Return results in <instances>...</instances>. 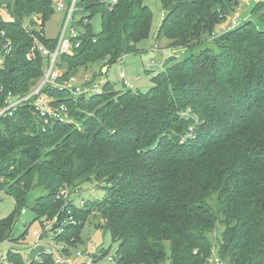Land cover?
<instances>
[{
    "label": "trees",
    "instance_id": "obj_1",
    "mask_svg": "<svg viewBox=\"0 0 264 264\" xmlns=\"http://www.w3.org/2000/svg\"><path fill=\"white\" fill-rule=\"evenodd\" d=\"M10 1L0 2L10 16L0 14V31L12 42L0 71V108L9 94L26 96L45 76L46 59H28L34 37L51 50L59 42L44 34L55 13L52 0ZM236 6V0H162L158 37L180 50L168 56L154 87L117 91L106 79L102 92L76 95L58 86L82 69L106 70L137 53L152 27L145 0L79 1L81 46L61 56L58 86L42 89L52 107H68L70 122L44 131L29 104L0 120V180L6 185L0 190L16 203L15 213L0 221V244L14 241L15 222L40 187L48 193L30 209L35 221L59 218L56 228L64 231L54 238L68 245V256L97 214L118 244L116 264H164L169 254L172 264H207L212 235L221 227L216 254L223 264H264V2L224 40L180 58L209 44ZM98 15L102 31L96 35L91 22ZM91 181L104 184L101 201L76 206L61 195L63 189L75 195ZM70 218L75 223L64 225ZM7 262L54 264V257L33 250L25 260L11 250Z\"/></svg>",
    "mask_w": 264,
    "mask_h": 264
},
{
    "label": "rangeland",
    "instance_id": "obj_2",
    "mask_svg": "<svg viewBox=\"0 0 264 264\" xmlns=\"http://www.w3.org/2000/svg\"><path fill=\"white\" fill-rule=\"evenodd\" d=\"M10 0H0L4 6L8 4ZM62 0H52V5L55 10L54 15L50 18V20L46 23L44 27V34L47 39H55L60 41L62 32L66 23V13L67 8L64 9L63 12H58L57 8L59 3ZM65 3L67 4L66 0ZM238 2V6H236L233 15L228 18V20L218 26L214 32V35L209 41V44H205L200 48H196L193 52H183L180 53V58H185L191 56L192 53H198L201 50H204L208 47H211L214 43L224 40L230 31L234 29L236 26L241 24L244 20L251 19V14L253 9L259 4L264 2V0H236ZM12 2V0L10 1ZM145 5L151 8L152 10V27L149 34V37L141 40L137 44V53L129 54L123 57L118 63L112 65L110 68L106 67L105 69L100 70L99 67L91 69H82L77 74L71 76L70 79L75 80V86L85 87L88 84L100 82H105L106 79L115 86L117 91H124L128 88L125 85H129L130 89L141 93H148L153 87L154 83L152 79L157 75V72H154L148 68V65L152 62H158L162 60L161 50H169L168 44L169 41L166 39H160L158 37L159 29L163 20L164 11L162 7V0H145ZM2 6V8H4ZM67 7V6H66ZM0 14L3 19L10 20V16H8L6 10L1 9ZM33 19L36 22L41 20L40 16H34ZM81 19V15H75V21L78 22ZM93 32L98 35L102 31V23L101 17L96 16L92 22ZM28 26L30 29L28 21L25 22V27ZM220 27V28H219ZM77 33L79 35L84 33V30L77 26ZM70 29L67 31L65 35L66 40H71ZM158 47V48H157ZM157 48L159 53H155L153 50ZM179 51L180 49H174V51ZM184 50V49H182ZM58 70V69H57ZM98 75L96 72H99ZM163 70L162 72H164ZM47 72V71H46ZM95 72V73H93ZM60 74V71L58 70ZM121 74L125 76L124 79L121 78ZM91 76V78H89ZM89 79H88V78ZM41 80L36 82L31 89H35L38 85L41 84ZM103 86V84H102ZM47 98V96H46ZM48 99V98H47ZM1 186L6 187L4 181L0 180ZM47 191L38 187L34 189L29 195V207L26 208V213H22L18 216V220L15 222L13 236V242H5L0 244V256H2V260L0 264H8L7 262V254L11 250L19 251L24 259L29 258L32 251L47 252L48 249L53 248L56 251L63 252L64 249H67L65 243H60L55 240V235L57 233L56 226L59 222L54 223V219L44 220L43 222L35 221V214L30 209V205L32 203L42 197L47 195ZM68 194L71 198H74V203L76 206H81L82 201L86 202H98L101 201L105 196L104 184H99L95 181H91L85 183L80 187V190L73 195L70 190H68ZM16 211V203L12 196H10L6 189L0 190V221L9 218ZM106 221L97 214L91 216L88 221L85 223L84 228L81 234L82 242L79 243L76 247L71 248L70 251L75 253L77 251H91L93 256L98 258L99 260L95 264H116L112 259L116 256L118 250V244L113 243L110 232L105 231ZM224 232V228L221 227L217 232H214L212 235L213 238V249L218 252V248L222 242V235ZM42 235V239L39 244H37V238ZM24 236L22 239L21 237ZM107 252L105 258H102V255ZM39 253V252H38ZM170 253V251H169ZM214 254V252H213ZM217 255V254H216ZM213 255L207 260V264H211ZM215 258V256L213 257ZM164 264H172L170 259V254Z\"/></svg>",
    "mask_w": 264,
    "mask_h": 264
},
{
    "label": "built area",
    "instance_id": "obj_3",
    "mask_svg": "<svg viewBox=\"0 0 264 264\" xmlns=\"http://www.w3.org/2000/svg\"><path fill=\"white\" fill-rule=\"evenodd\" d=\"M80 0H70V3L66 4L65 1H61L57 8L58 12H63L64 9L67 8L66 13V23L62 32V36L60 41L58 42L57 47L54 50L49 49L45 44L41 42L37 37H34V45L32 48V53L28 56L29 60H32L37 54L44 57L46 59V68H45V76L43 77L41 84L38 85L35 89L31 91L30 94L26 96H16L13 94H9L4 102V106L0 108V120L5 117H12L14 116L15 111L26 104L32 105L37 113L38 117L43 122V130L45 131L47 127L53 126L56 123H67L70 122L69 117V109L66 105H61L59 107H52L50 105V100L46 98L45 95L42 93V89L46 85H53L58 86L57 79L59 77V73L57 70V64L60 61L62 55H72L74 49L79 48L81 46V35L77 33V28L75 26V14L78 11V3ZM113 4L117 3V0H112ZM67 6V7H66ZM87 23V22H86ZM25 29L29 31L28 27L26 26ZM70 29L71 33V40H66L65 35L67 31ZM12 48V42L7 37V34L4 31H0V71H4L7 64V59L10 55ZM158 48V47H157ZM157 48H154L155 53H159ZM162 53V60L158 62H152L148 65V68L154 72H162L165 69L166 60L168 56L176 55L178 53L177 50H161ZM179 56V55H178ZM47 71V72H46ZM88 78V77H87ZM91 78V76L89 77ZM88 78V79H89ZM121 78L124 79L125 76L121 74ZM105 82H95L88 84L85 87L75 86V80L70 79V81L63 83L58 87H62L68 90H71L76 95H92L94 93L102 92V84ZM129 86V85H127ZM61 195L67 198L69 196L68 190L63 189ZM83 202H81V206ZM23 213H26V210H23ZM73 219L70 218L68 222H65L64 225L68 223H75L72 221ZM59 222V218L56 217L54 219V223ZM57 234H61L64 229L57 228ZM42 239V235L37 238V244L40 243ZM216 249L214 250L213 257L211 260V264H223L220 258L215 253ZM46 254H50L54 257V264H95V257L93 256L91 251H77L74 254L68 256L63 252H58L55 249L51 248L48 249L47 252H43ZM2 256H0V261L2 260ZM113 260V259H112Z\"/></svg>",
    "mask_w": 264,
    "mask_h": 264
},
{
    "label": "crops",
    "instance_id": "obj_4",
    "mask_svg": "<svg viewBox=\"0 0 264 264\" xmlns=\"http://www.w3.org/2000/svg\"><path fill=\"white\" fill-rule=\"evenodd\" d=\"M67 4L70 2V0H66ZM220 28V27H219ZM169 45V44H168ZM110 71V70H109ZM109 71L107 73V75H109Z\"/></svg>",
    "mask_w": 264,
    "mask_h": 264
}]
</instances>
